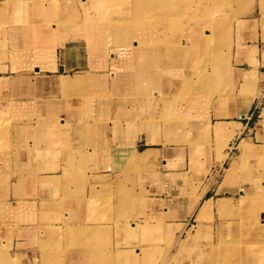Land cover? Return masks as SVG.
I'll return each instance as SVG.
<instances>
[{
	"label": "crops",
	"instance_id": "crops-1",
	"mask_svg": "<svg viewBox=\"0 0 264 264\" xmlns=\"http://www.w3.org/2000/svg\"><path fill=\"white\" fill-rule=\"evenodd\" d=\"M14 1L0 0V151L10 162L0 184V264H120L136 254L138 264H249L252 239L264 253V26L251 14L254 0H232L223 44L200 16L172 53L164 43L144 47L141 60L136 46L109 47L135 27L107 39L106 13V23L98 10L92 18L98 0L92 10L66 5L58 19L42 0H18L38 7L15 15ZM137 11L115 21L132 24ZM202 60L209 68L198 82ZM110 189L114 212L94 224ZM248 196L255 203L244 207ZM121 223L140 233L126 235ZM63 224L67 241L107 248L56 249ZM132 237L161 243L154 261L137 241L121 248Z\"/></svg>",
	"mask_w": 264,
	"mask_h": 264
},
{
	"label": "rangeland",
	"instance_id": "rangeland-1",
	"mask_svg": "<svg viewBox=\"0 0 264 264\" xmlns=\"http://www.w3.org/2000/svg\"><path fill=\"white\" fill-rule=\"evenodd\" d=\"M86 1L87 6L86 9L92 10L96 6L94 0H42L41 3L43 5H48L49 10L55 15V18L58 19V17L62 14V12L65 10L66 5L75 9L76 11H80L82 2ZM99 1V8L94 9V12L92 11V14L94 15L92 18L95 19V16L98 14L96 11H99L100 14V19H101V24L106 23L105 27L106 28V33L105 36L107 39L112 35L114 31L116 32V35L119 33L116 29V27H128L129 25L135 27V37L134 40H132V35L130 34L131 37L127 38L126 43L121 44V43H115L114 45L110 44L109 47H118L121 49L123 52H127V48H133V46L138 47L136 49L137 53L139 54L138 51H140V60L141 58H145L148 56L147 51H142L141 49L144 47H147L148 49L150 48H155V47H160L164 43V47H168V51L170 53L173 52V50L179 45L180 42H182L185 39V35L190 28L191 22L193 21L194 18L196 17H206L212 24H216L218 28H216L217 33L215 35L216 39L218 40L216 43H221L223 44L226 39L231 35L232 32V26H233V20L229 16L227 17L228 13H231L232 11V6L234 2L232 0H152V2H145V0L136 2V0H98ZM38 3L36 2H24V1H14L10 3V10L15 13V15H20L21 13L28 12L31 10H34L37 6ZM237 5H240L238 3ZM132 6H136L138 9L137 11V18H134L136 20L134 23H118L119 21L115 20H121L118 15L119 11L120 13H125L128 11V9H131ZM240 7V6H238ZM251 4L248 5L244 10L248 11L250 9ZM31 9V10H30ZM150 10L151 12L147 14V17H143L144 12L146 10ZM252 9L253 12L251 14L254 16V19H258L260 21V25L264 26V1L263 3L259 0H254L252 3ZM184 14L182 15L181 12ZM242 10V8H241ZM175 12V11H180V15L178 17H165L163 18L161 15L165 12ZM244 11V12H245ZM104 12L106 13V21L103 19V14ZM142 12V14H140ZM127 14V13H125ZM112 20V23L110 22ZM127 20V19H125ZM133 20V18H132ZM153 21V22H152ZM237 24L241 26L243 24V21H237ZM142 31V32H141ZM162 34V35H161ZM163 36H165L163 38ZM106 39V40H107ZM137 39V40H135ZM214 40V39H213ZM136 43V45L134 44ZM212 43V44H216ZM141 49H140V48ZM109 52V51H108ZM108 52H103L104 55L108 56ZM117 57L120 58V51H116L115 54ZM208 56V53L207 55ZM153 59H156V57H153ZM204 60L200 61L198 64L194 65L193 68V76L197 78L198 82L202 78L203 72H205L209 67L203 65ZM255 78L254 75L249 74L248 75V83L250 84L251 82H254ZM250 81V82H249ZM193 86V81H187L185 83V91L184 94H189L191 92V87ZM70 88V87H69ZM88 100V99H87ZM105 104H107L109 101L108 99H104ZM110 100V99H109ZM264 101V98H263ZM253 119L255 120L256 117ZM252 119V120H253ZM168 121V120H167ZM8 130V129H7ZM3 129L0 130V133H2ZM218 131H221V129H218ZM5 139H2L5 142ZM11 142L8 140L7 144H10ZM4 152L1 150L0 151V184L2 182V179L6 176H8V169L10 162L7 160H3ZM7 158V157H6ZM112 189V188H111ZM110 189V193L106 194L104 197V201L102 204L96 209V218L93 219V223L96 224L97 222H104L107 220V218L113 214L114 212V198L115 195L112 193L113 191ZM262 196V198H261ZM260 198L261 200H264L263 195H261ZM243 206L247 207L252 204H254L253 197H245L243 200ZM64 210V209H63ZM64 224L58 227V234H61L62 239L58 245H56V249L59 250H70V249H80L81 247L84 248H97L98 246H105L107 248L108 242H84L82 244L80 241L76 242H71L68 239L70 233L69 231H66L64 229ZM118 227L121 229L122 232H124L126 235H133L134 233L139 234L140 233V226L139 224H131V223H126L125 226L123 227L122 223L118 225ZM136 227L137 230H134ZM133 228V229H132ZM92 229V228H91ZM91 229H88L86 233L92 232ZM106 236L111 234V231L105 230L103 231ZM1 233L6 234V230H1ZM11 233V230H10ZM10 233L8 235H10ZM76 233L80 234L82 232L76 231ZM161 233V230H160ZM160 233H156L155 235L149 236L150 239H157L160 236ZM256 233V231L254 232ZM253 234V233H252ZM123 237V236H122ZM133 238V239H132ZM131 243L129 245L124 244L122 242L121 248L125 246H130L133 247L132 244L136 243V249L142 248L143 252H149L151 253L152 260H155V257L158 253V250L155 248V246H160L161 243L159 241L151 242L148 239L144 238H138V237H132ZM136 239V240H135ZM254 244V248L251 251L253 254V257H251V260L249 264H264V256H263V251H259L258 246L260 245L254 243V239H252L251 244ZM119 244V243H118ZM118 244H116V248L120 247ZM150 245V249L146 250V247ZM59 253L62 251H58ZM139 254H136L135 260L134 261H129L130 264H138L139 260ZM246 262H248L247 259H245ZM129 263H124L123 259L121 260L120 264H129Z\"/></svg>",
	"mask_w": 264,
	"mask_h": 264
},
{
	"label": "bare ground",
	"instance_id": "bare-ground-1",
	"mask_svg": "<svg viewBox=\"0 0 264 264\" xmlns=\"http://www.w3.org/2000/svg\"><path fill=\"white\" fill-rule=\"evenodd\" d=\"M153 22V21H152ZM140 48V47H139ZM140 53V51H138ZM71 83L68 84V88L71 87ZM246 150V149H245ZM222 203V202H220ZM224 203V202H223ZM214 205V204H213ZM211 207H212V202L209 201L205 204V206L202 208V212H201V219L205 218L210 212H211Z\"/></svg>",
	"mask_w": 264,
	"mask_h": 264
}]
</instances>
